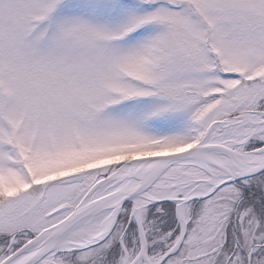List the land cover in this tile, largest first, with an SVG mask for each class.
<instances>
[{
    "label": "snow or ice",
    "instance_id": "snow-or-ice-1",
    "mask_svg": "<svg viewBox=\"0 0 264 264\" xmlns=\"http://www.w3.org/2000/svg\"><path fill=\"white\" fill-rule=\"evenodd\" d=\"M0 264H264V0H0Z\"/></svg>",
    "mask_w": 264,
    "mask_h": 264
}]
</instances>
